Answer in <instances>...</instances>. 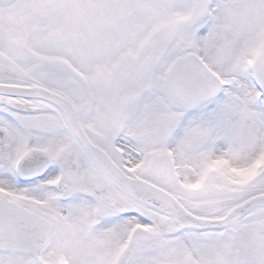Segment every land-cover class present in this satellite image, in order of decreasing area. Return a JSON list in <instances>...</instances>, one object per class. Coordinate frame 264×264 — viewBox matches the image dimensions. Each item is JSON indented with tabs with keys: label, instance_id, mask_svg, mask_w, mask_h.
Returning a JSON list of instances; mask_svg holds the SVG:
<instances>
[{
	"label": "snow or ice",
	"instance_id": "snow-or-ice-1",
	"mask_svg": "<svg viewBox=\"0 0 264 264\" xmlns=\"http://www.w3.org/2000/svg\"><path fill=\"white\" fill-rule=\"evenodd\" d=\"M0 264H264V0H0Z\"/></svg>",
	"mask_w": 264,
	"mask_h": 264
}]
</instances>
